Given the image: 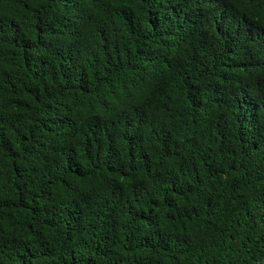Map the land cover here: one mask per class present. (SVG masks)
<instances>
[{
  "label": "trees",
  "instance_id": "obj_1",
  "mask_svg": "<svg viewBox=\"0 0 264 264\" xmlns=\"http://www.w3.org/2000/svg\"><path fill=\"white\" fill-rule=\"evenodd\" d=\"M0 264H264V0H0Z\"/></svg>",
  "mask_w": 264,
  "mask_h": 264
}]
</instances>
